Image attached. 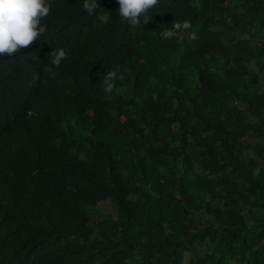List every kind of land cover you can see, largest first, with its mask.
Segmentation results:
<instances>
[{
  "label": "trees",
  "instance_id": "obj_1",
  "mask_svg": "<svg viewBox=\"0 0 264 264\" xmlns=\"http://www.w3.org/2000/svg\"><path fill=\"white\" fill-rule=\"evenodd\" d=\"M47 2L0 56V264H264V0Z\"/></svg>",
  "mask_w": 264,
  "mask_h": 264
},
{
  "label": "clouds",
  "instance_id": "obj_2",
  "mask_svg": "<svg viewBox=\"0 0 264 264\" xmlns=\"http://www.w3.org/2000/svg\"><path fill=\"white\" fill-rule=\"evenodd\" d=\"M159 0H118L119 15L124 22L131 26L140 23V17L158 4ZM50 4L47 0H0V56H13L18 51L30 47L46 31V26L40 21L50 12ZM83 8L92 14L99 5L97 0H84ZM110 14L102 12L97 19L106 23ZM191 27L190 21L174 22L171 29L161 33L162 38L170 39L178 32ZM190 38H195L194 35ZM52 65L59 67L62 60L67 58V52L58 48L49 54ZM44 71L52 73L51 67H45ZM54 78V74H53ZM36 79V77H34ZM116 79L123 80L121 75L117 77L115 71H107L104 76V90L111 94Z\"/></svg>",
  "mask_w": 264,
  "mask_h": 264
},
{
  "label": "rangeland",
  "instance_id": "obj_3",
  "mask_svg": "<svg viewBox=\"0 0 264 264\" xmlns=\"http://www.w3.org/2000/svg\"><path fill=\"white\" fill-rule=\"evenodd\" d=\"M98 208L100 209V212L102 213H112V214L115 213V207L113 203L109 200L99 203Z\"/></svg>",
  "mask_w": 264,
  "mask_h": 264
}]
</instances>
